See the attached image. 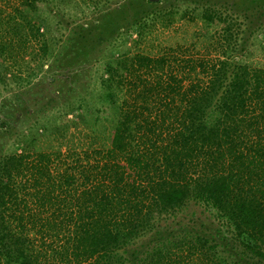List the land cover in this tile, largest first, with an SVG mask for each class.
Wrapping results in <instances>:
<instances>
[{
    "label": "trees",
    "instance_id": "16d2710c",
    "mask_svg": "<svg viewBox=\"0 0 264 264\" xmlns=\"http://www.w3.org/2000/svg\"><path fill=\"white\" fill-rule=\"evenodd\" d=\"M149 1L161 22L217 26L220 54L175 61L111 49L94 91L61 108L72 122L107 127L101 142L63 151L40 136L68 124L21 129L0 154V264H233L222 240L264 262V68L234 56L231 5ZM60 2L3 1L0 79L10 65L19 83L45 60L67 62L45 15ZM61 75L79 77L51 81ZM192 205L217 235L183 223Z\"/></svg>",
    "mask_w": 264,
    "mask_h": 264
},
{
    "label": "rangeland",
    "instance_id": "374dc122",
    "mask_svg": "<svg viewBox=\"0 0 264 264\" xmlns=\"http://www.w3.org/2000/svg\"><path fill=\"white\" fill-rule=\"evenodd\" d=\"M3 1L0 0L2 8ZM9 1L16 3V0ZM162 1L188 2L194 7H197L195 3H212L217 8L221 3L231 5L230 11L238 18L240 25L234 41V56L241 62L264 68V0ZM154 7L155 4L149 0H61L59 7L49 8L50 11L47 9L45 15L52 23L56 21L63 38L60 48L57 46L55 49L54 46V50L59 51L60 58L68 63L45 60L35 77L19 83L10 75L13 70H19L18 66L8 67L4 78L0 79V154L12 151L16 134L21 129L32 128L37 120L39 124L47 126L68 124L67 128L61 126L54 134L40 136L41 141L49 147H60L63 151L68 147L79 150L89 143L101 142L107 127H89L79 120L72 122V115H66L61 108L89 90L94 91L95 85L92 83L97 82L96 77L103 69L102 63L109 60L108 52L111 49L115 58L122 53L157 55L169 52L174 56L171 60L175 61L182 55L207 59L220 54L217 26L187 18L175 19L171 23L161 22L160 18L153 16ZM142 20H146V24L139 28ZM60 72L79 74V77L70 83L61 75L59 81L52 82V74ZM58 88H62V91ZM208 216L200 207L192 205L181 219L189 229L217 235L219 225ZM220 242L227 254L230 251L233 253L228 257L233 264H264L246 252L242 253L240 245L230 241L226 244L224 240Z\"/></svg>",
    "mask_w": 264,
    "mask_h": 264
}]
</instances>
